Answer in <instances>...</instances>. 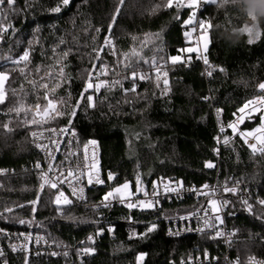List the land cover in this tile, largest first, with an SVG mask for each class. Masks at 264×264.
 I'll use <instances>...</instances> for the list:
<instances>
[{
  "label": "trees",
  "instance_id": "obj_1",
  "mask_svg": "<svg viewBox=\"0 0 264 264\" xmlns=\"http://www.w3.org/2000/svg\"><path fill=\"white\" fill-rule=\"evenodd\" d=\"M165 2L124 0L121 6L120 0H69L67 5L62 0H15V11L2 21L7 31L0 34V72L9 74L4 84L6 99L0 104V169L12 171L0 175V226L14 228L24 220V225L51 239L73 244L100 222L99 213L104 212L115 227V237L97 238L85 264H137L139 255H144L142 264H180L188 253L202 255L205 248L211 252L207 264H215L213 260L220 256L221 246L206 236L165 234V219L199 209L202 203L191 198L141 211L75 205L61 214L52 204V190L41 189L37 177L26 171L35 159L29 134L40 126L69 125L82 140H98L105 185L89 190L91 201L126 182L133 192L138 178L148 186L162 176L195 185L239 180L257 189L255 197L264 199V155H251L235 140L219 146L213 112L221 108L226 123L245 100L260 93L259 84L264 81L260 0L205 2L199 10V19L212 25L205 51L210 65L225 70L213 71L210 78L198 62L185 67L186 49L195 42L190 36L196 32L186 33L196 25L184 21L193 10L166 9ZM157 4L161 8L153 13ZM252 5L259 35L249 43L242 29ZM57 7L60 11H53ZM106 37L112 39V46L105 45ZM25 51L29 52L26 66L25 62L13 64ZM173 56L182 57L181 62L173 65ZM152 61L162 64L159 80ZM105 66L110 84L99 92H85L89 74L93 77ZM60 68L63 76L58 74ZM49 73L56 75L50 78ZM140 75L146 78L139 79ZM44 83L47 89L40 86ZM45 95L58 101L61 114L34 124L31 109L37 102L45 104ZM88 95L93 96L94 106ZM21 105L19 113L11 111ZM250 120L246 127L254 125L259 115ZM208 160L218 162V168H207ZM224 199L228 201L226 222L237 231L232 256L242 260L251 254L264 256V206L254 204L250 213L238 199ZM6 208L13 211L5 212ZM152 225L155 229L148 231ZM131 229L135 236H130ZM11 264L71 263L13 256Z\"/></svg>",
  "mask_w": 264,
  "mask_h": 264
},
{
  "label": "built area",
  "instance_id": "obj_2",
  "mask_svg": "<svg viewBox=\"0 0 264 264\" xmlns=\"http://www.w3.org/2000/svg\"><path fill=\"white\" fill-rule=\"evenodd\" d=\"M204 2H202L199 6V10L204 6ZM199 13V11H198ZM199 17L197 18L196 26L199 25ZM198 28V27H197ZM202 56H207L205 51L199 50L194 53L187 54L184 62L185 67H189L191 64L200 63L203 67V74L206 78H210L206 75V72L209 70L208 67L210 65H205L203 59L198 58ZM208 58V57H207ZM209 61V59H208ZM156 66L162 68V64L160 62H156ZM153 70L156 71V67L152 65ZM100 70V69H99ZM99 70L93 75V83H98L100 81H108L109 83L103 87L106 88L110 84V78L107 75H99ZM120 74V72H119ZM212 77V76H211ZM168 81V79H166ZM261 83H264L262 81ZM101 88L100 90H102ZM264 95V92L260 90L258 95H255L251 98L245 100L238 109L233 113L232 118L228 122H224L222 120V112L221 108H214L213 112L216 118V125H217V137H219L218 145L224 144V138L229 137L230 140H235L242 144V146L246 147L251 155L253 156H261L264 153L259 151L253 153L251 148L248 147V144L244 142L243 139L239 136V132H246L252 129H255L260 126L261 124V117L264 116V108L255 109V106H250V109H245L244 113L239 112V109L244 107V105L260 96ZM48 97V96H47ZM39 104V103H38ZM40 105V104H39ZM217 109H220L221 112L217 115ZM37 108L36 106L33 109V115L37 121H41V117L36 115ZM259 115V120L252 126L246 127L245 124L247 121ZM52 116V115H51ZM51 116L45 118L47 120ZM243 116V122H238L239 117ZM41 121L38 124H41ZM230 123H237L238 133L234 134L231 128L227 126ZM223 126L225 131L223 133L220 132V127ZM51 129H55L56 133H53ZM61 129H67L66 134H59ZM36 132L37 136L33 137L32 133ZM75 133L73 136L71 133ZM228 132V133H226ZM30 145L35 154V159L31 161L27 167L26 171L33 173L37 179L39 180V184L41 185L42 181L40 179L42 173H48L50 177L55 179L58 176L57 166H61L59 171H62L67 176V171L69 168L76 169L77 165L80 169L83 170L84 175L80 178L79 182L76 181L75 178H67L65 179L64 183L58 184V190L64 193L69 200H72L73 203L70 205H65L61 202V205H57L55 203V197L58 195L57 189L50 188L47 184L44 188H48L52 190V204L53 206L61 212V214L71 206H83L88 207L91 209L94 208H101L105 211H111L114 208H121L124 210H149L155 207H161L163 204H172V203H180L188 199H192L195 202L202 203L199 209L194 212H189L173 217H168L164 220V230L165 234L171 238H180L185 236H206L209 240L215 244H219L220 247V256L216 260L214 259L215 264H237V260H239V264H249V257H255L256 261L260 262V264H264V256L258 255H248L243 260L239 257L232 256L231 252L234 251V244L236 242V229L230 227L226 220H227V206L224 205L225 197L229 198H236L240 201L242 205L243 200H247L250 204H258L257 201L262 199L261 197H255L253 194H257V189L250 188L247 183H243L239 180H228L219 183L217 179L213 182H205L201 185H195L193 183H184L180 179H176L175 177L171 176H162L158 179L154 180L150 185H141L140 191L138 194L135 193V190L132 192V196L126 198L123 202L119 199V196L116 198L109 197L108 201H104V196L109 193L106 192L102 194L95 200H90L89 197V190L96 189L99 187H103L105 185V180L103 177L102 172V158H101V148L97 139L90 138L86 140H82L76 131L70 127L69 125H60V126H40L35 127L30 131L29 134ZM52 141H58L59 147L57 149V145L52 143ZM71 141V144L69 142ZM91 141H95V144L90 143ZM249 143H255L254 140L249 139ZM36 144H43L47 147L45 149H40L36 147ZM85 145H87V150L85 151ZM259 148V145H257ZM69 151L75 152V156L67 157V153ZM219 153V151H217ZM87 155L88 159L85 160L84 157ZM54 157V160L52 159ZM211 162L214 167L218 168V162H214L208 160L205 162V166L207 163ZM37 163L40 164V168L36 167ZM53 165V170L49 172V164ZM95 165L91 168H86L85 165ZM25 168V167H23ZM208 168V167H207ZM89 170L93 176V183L88 184L87 180V173ZM7 169H0V175H4L10 173ZM79 175V172H77ZM99 177L100 180L103 181L102 184L95 183L96 177ZM63 179V177H62ZM68 180H71V185L69 184ZM204 185H208V188H204ZM227 186L229 188L235 187L237 189L236 193L233 194L231 192L223 191L224 187ZM80 188H83V197L84 199L81 200L78 197L81 195ZM75 189V191H74ZM172 189H175L173 191ZM208 192L209 195H200L199 192ZM156 193L155 195L153 193ZM147 193V195H145ZM210 199H214L217 201V207L220 209L219 212H212L211 209L207 208L208 201ZM152 201L153 207H135L129 208L127 207L128 203H137L138 201ZM159 203H156V202ZM109 204L108 207H104L103 204ZM99 206V207H96ZM245 208L247 206L245 205ZM209 212V216H205V211ZM219 215L223 223L221 224L219 221H216L214 217ZM181 217H188L187 219H182ZM209 219L211 223L215 225V227L208 228L204 225V220ZM98 220L100 221L95 225L94 228L88 231L85 237L81 238L77 242L70 244L65 243L60 240H55L49 238L44 232L29 226L19 223L14 228H9L5 226H0V251L3 252V255L0 256V264H11V257L13 256H24V258L28 260H70L71 264H85L86 261L91 257L94 253V243L97 238L108 236L110 238L115 237V227L112 223L107 222V215L104 212H100L98 216ZM112 229V231H109ZM190 229V230H189ZM198 229H203V231H199ZM220 231L224 233V235L217 237L216 232ZM171 233V234H170ZM179 233V234H176ZM234 233V235H233ZM89 237H92V240H89ZM15 247V251L13 250ZM91 248L94 251L90 254L84 253L83 249ZM53 253H56L53 255ZM66 253V255H65ZM144 255H139L138 257ZM211 260V252L208 248L203 250V254L196 253L194 251L187 254V256L180 260V264H207ZM142 260H138L137 264H142Z\"/></svg>",
  "mask_w": 264,
  "mask_h": 264
},
{
  "label": "snow or ice",
  "instance_id": "obj_3",
  "mask_svg": "<svg viewBox=\"0 0 264 264\" xmlns=\"http://www.w3.org/2000/svg\"><path fill=\"white\" fill-rule=\"evenodd\" d=\"M206 2L207 3L216 4L218 2V0H206ZM62 3L64 5H67L69 3V0H62ZM123 3H124V0H120V5L121 6L123 5ZM201 3H202V0H166V2L163 4V7L166 8V9L175 8L177 10V12H179L180 9H184V8L193 10L192 11V15L189 17V19L187 21H184L185 24H189V23L192 22L193 17L196 15L195 10L197 8H199ZM219 4H220V2H219ZM159 8H161L160 4L155 5V7L152 9V12L153 13L156 12ZM11 11H15V0H0V34H2L3 32L7 31V28L3 25L2 21L4 19H7V14H8V12H11ZM53 11L59 12L60 8L57 7L55 9H53ZM118 13H119V7L117 8V14ZM177 18H179V16H177ZM199 25H200V28L203 29L204 31H207L208 28L212 27L210 22H205L204 20H200L199 21ZM245 30L251 35V29L245 27ZM97 31H99V30H97ZM109 31H111V25L109 26ZM186 35H189V33H186ZM257 35H259V33ZM252 42L253 41L250 39L249 43H252ZM105 45L106 46H112L113 45V41H112V39L110 37H106ZM187 51H195V49H188ZM205 51H207V38H205ZM67 55H68L67 52L63 53V56L66 57ZM133 55H137V54L133 53ZM28 58H29V52L25 51L22 56H20L16 60H13L12 63L19 65V64H21V62H25V66H26V62L28 61ZM198 58L203 59V62H204L205 65H209V61H208L207 56H202V57H198ZM125 59H127V56L125 57ZM170 59H171V62H172L173 65L181 62V58L179 56H173ZM151 63L153 64L154 67H156L157 80H159L161 67L156 66V62L155 61H152ZM128 66H129L128 64H123L124 68H127ZM215 70H219L221 72L225 71L223 68L216 69L213 66L209 65V70L206 72V75L211 77L213 75V71H215ZM21 71L23 72V69H21ZM58 74L60 76H63V68L59 69ZM106 74H107V68L105 66V67H102L99 70V75H106ZM55 75L56 74H54V73H49V77L50 78H54ZM163 75L167 76V72H164ZM8 78H9V74L8 73L0 72V104H3L5 102V99H6V95H5V91H4V84H5V81L8 80ZM131 78L133 80H135L137 78V73L135 71H133L131 73ZM145 78L146 77L144 75H140L139 76V79H145ZM148 78L150 79L151 77H148ZM108 83H109L108 81H100L98 83H93L92 75L89 74V79L86 82V86H85L84 91L87 92L89 89H93L95 92H99L100 89L105 87ZM113 83L115 84V83H119V82L118 81H113ZM164 84H165V86H167V84H168V81L166 79L164 80ZM40 86L45 88V89H47L49 87L47 83H44V84H42ZM56 86H58V85H56ZM157 86H159V85H157ZM259 89L262 92H264V83H260L259 84ZM54 90H55V87L53 88V91ZM131 91H133V92L135 91V86H133ZM82 96H83V93H82ZM45 99L47 100V104H46V106L43 107V109L40 108L39 104L36 105V108H37L36 115L40 116L41 117V121H43V122H46L45 118H47V117H49V116H51L53 114H55V115H60L61 114L59 109H58V107H57V103L53 99H49L47 97V95H45ZM205 99H207V97ZM87 100H88L90 106H94V104L92 103V101H93V96L92 95H88L87 96ZM250 106H255V109L264 108V95H260V96H258L256 98L248 101L244 105V107L239 109V112L244 113L245 109H250ZM255 109H250V111L251 110H255ZM22 110H23V105H21L20 107H16V108L12 109L11 111H16L17 113H19ZM220 112H221V110L217 109V115H219ZM71 115L74 116L75 115V111H73L71 113ZM243 119H244L243 116L239 117L238 122L242 123ZM41 121H37L35 118H33L32 123H34V124L35 123H40ZM5 127H7V125H5ZM227 127L231 128L232 132L234 134L238 133L237 123H230ZM51 131L53 133H56L55 129H51ZM67 131H68L67 129H61L59 134H61V135L66 134ZM224 131H225V128L223 126H221L220 127V132L223 133ZM71 134L73 136L75 135L74 132L71 133ZM238 134L241 137V139H243L244 142L246 144H248V147L251 148L253 153H255L257 151H259L261 153H264V116L261 117V124H260L259 127L255 128V129H252L250 131L239 132ZM32 136L36 137L37 133L33 132ZM216 139L219 142V137H217ZM249 139L254 140L255 143H249ZM229 141H230L229 137H225L224 138V143L227 144V143H229ZM52 143L56 144L57 145V149H58L59 142L58 141H52ZM90 143L95 144V141H91ZM69 144H71V141L69 142ZM257 145H259V148L257 147ZM36 147L43 150L47 146L43 145V144H36ZM86 150H87V145H85V151ZM75 155H76L75 152L69 151L67 153L66 159H67V157L75 156ZM52 159L54 160V157H52ZM84 159L85 160L88 159L87 155H85ZM94 166L95 165H87V164L85 165L86 168H91V167H94ZM36 167L39 169L40 168V164L37 163ZM60 167L61 166H57L58 176L55 179L50 177L48 175V173H42L41 174V177H40V179L42 181V183L40 185L41 189H43L44 186L47 184L50 188L58 190V184L59 183H64L65 179L71 177V178H75L76 181L79 182L80 178L84 175L83 170L80 169L79 166L77 165L76 169L69 168L68 171H67V176L65 177L64 173L62 171H59ZM206 167L212 168V167H214V165L211 162H209V163L206 164ZM52 170H53V165L50 163L49 164V172H51ZM77 172H79V175H77ZM62 177H63V179H62ZM113 178H114L113 174L109 173L108 179L112 180ZM87 180H88V184H92L93 183V176H92V173H91L90 170L87 173ZM138 180H139V178H138ZM68 182L71 185V180H68ZM95 183L102 184L103 181L100 180L99 177L97 176L96 179H95ZM203 187L204 188H208V185H204ZM128 188H129V185L126 182L122 186L117 187V188L113 189V191H110L109 193H107L104 196L103 199H104V201H108L109 197L116 198L117 196H119V199L121 200V202H123L126 198H129V197H131L133 195L132 193L127 191ZM172 190L175 191V189H172ZM74 191H75V189H74ZM79 191H80L81 195L78 198L83 200L84 197H83L82 194H83L84 189L80 188ZM137 191H140V189L138 188ZM223 191L231 192V193L235 194L237 189L235 187L229 188V187L225 186ZM58 193L59 194L56 195V197H55V203L58 206L61 205V202H63V204H65V205H70V204L73 203L72 200H69L66 196H64V193L62 191L58 190ZM153 194L155 195L156 193L154 192ZM198 194L206 195V196L209 195L208 192H203V191L199 192ZM145 195H147V193H145ZM31 203L35 204L36 201H32ZM156 203H159V202L157 201ZM223 203H224V205H226L228 203V201H224ZM242 203L247 206V210L251 213L252 212V207H253L252 204H250L247 200H243ZM257 203L262 205V206H264V199L258 200ZM103 206L104 207H108L109 204L105 203V204H103ZM138 206L151 208L154 205H153L152 201L145 202L143 200L138 201L137 203H128L127 204V207H129V208H135V207H138ZM18 207H24V205H18ZM96 207H99V206H96ZM207 208L211 209L212 212H219V210H220L217 207V201L214 200V199H210L208 201ZM12 211H13L12 208H6L5 209V212H12ZM33 211H35V208H33ZM0 215H2V213H0ZM204 215L205 216H209V212L206 210L204 212ZM181 218L182 219H187L188 217H181ZM214 219L216 221H219L221 224L223 223V220H222V218L219 215H216L214 217ZM20 223L23 224V223H26V221L20 220ZM204 225H205V227H208V228L215 227V225L213 223H211L209 219L204 220ZM155 227H156V225H152L148 229V231H153L155 229ZM198 230L199 231H203V229H198ZM109 231H112V229H109ZM176 234H179V233H176ZM222 235H224V233H222L220 231L216 232V236L217 237L222 236ZM233 235H234V233H233ZM92 239H93L92 237H89V240H92ZM13 250L15 251V247H13ZM83 251L86 254H90L94 250L91 249V248H85V249H83ZM55 254L56 253H53V255H55ZM2 255H3V252L0 251V256H2ZM65 255H66V253H65ZM142 259H143V256L138 257V260H142ZM237 264H239V260H237ZM249 264H260V262L256 261L255 257H249Z\"/></svg>",
  "mask_w": 264,
  "mask_h": 264
},
{
  "label": "rangeland",
  "instance_id": "obj_4",
  "mask_svg": "<svg viewBox=\"0 0 264 264\" xmlns=\"http://www.w3.org/2000/svg\"><path fill=\"white\" fill-rule=\"evenodd\" d=\"M202 2H206V0H202ZM262 3H264V0H260V2H259V4L261 5ZM254 8H255V6L254 5H252V7H250V9H249V17H248V20H247V23H246V25L243 27V31L248 35V37H249V39H251L252 41H254V40H256L257 38H258V33H259V30H258V28H257V26H256V23H255V17H254V13H253V11H254ZM198 11H199V8H197L196 10H195V12H196V15L193 17V19H192V22L193 23H195V25H196V23H197V18H198ZM192 15V14H191ZM199 21H200V19H199ZM198 21V22H199ZM191 22V23H192ZM198 27V28H197ZM245 27H247V28H249V29H251V35L245 30ZM193 31H195L196 33H195V35L193 36V35H191V32H193ZM199 31V32H198ZM189 36L191 37V38H194V40H195V42H194V44L192 45L193 46V49H195V50H197V51H199V50H202V51H205V38H207V47H208V43H209V35H208V29H207V31H204L203 29H201L200 28V25H197L195 28H194V26H191L190 28H189ZM191 48V47H190ZM190 48H187V50L188 49H190ZM186 50V51H187ZM188 54H190V53H188ZM181 58V60H182V57H180ZM5 91V90H4ZM48 96V95H47ZM45 98V97H44ZM48 98L49 99H52L51 97H49L48 96ZM56 103H57V107H58V101L57 100H55V99H53ZM40 104V108L41 109H43V107L44 106H46V104H47V100L45 99V104H42V103H40V102H37L33 107H32V109H31V116H32V118H35L34 117V115H33V109H34V107L37 105V104ZM54 115V114H53ZM52 115V116H53ZM129 185V184H128ZM122 186V185H121ZM120 187V186H119ZM128 192H130V193H132V188H131V186L129 185V188H128V190H127ZM130 236H135V230L134 229H131V231H130Z\"/></svg>",
  "mask_w": 264,
  "mask_h": 264
},
{
  "label": "water",
  "instance_id": "obj_5",
  "mask_svg": "<svg viewBox=\"0 0 264 264\" xmlns=\"http://www.w3.org/2000/svg\"><path fill=\"white\" fill-rule=\"evenodd\" d=\"M140 189L141 188V180H138L135 184V193L138 194L139 191H137V189Z\"/></svg>",
  "mask_w": 264,
  "mask_h": 264
},
{
  "label": "crops",
  "instance_id": "obj_6",
  "mask_svg": "<svg viewBox=\"0 0 264 264\" xmlns=\"http://www.w3.org/2000/svg\"><path fill=\"white\" fill-rule=\"evenodd\" d=\"M208 45H209V43H208ZM191 47V48H190ZM190 47H188V48H190V49H193V46H190ZM187 50V49H186ZM197 50H195V51H187V53H194V52H196Z\"/></svg>",
  "mask_w": 264,
  "mask_h": 264
},
{
  "label": "clouds",
  "instance_id": "obj_7",
  "mask_svg": "<svg viewBox=\"0 0 264 264\" xmlns=\"http://www.w3.org/2000/svg\"><path fill=\"white\" fill-rule=\"evenodd\" d=\"M260 7L264 8V3H262V4L260 5Z\"/></svg>",
  "mask_w": 264,
  "mask_h": 264
}]
</instances>
